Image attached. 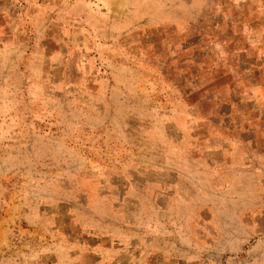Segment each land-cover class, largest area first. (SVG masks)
Returning a JSON list of instances; mask_svg holds the SVG:
<instances>
[{"label":"rangeland","instance_id":"1","mask_svg":"<svg viewBox=\"0 0 264 264\" xmlns=\"http://www.w3.org/2000/svg\"><path fill=\"white\" fill-rule=\"evenodd\" d=\"M0 264H264V0H0Z\"/></svg>","mask_w":264,"mask_h":264}]
</instances>
